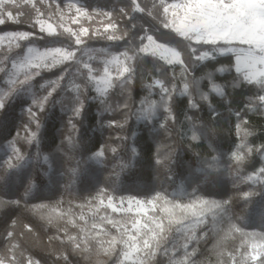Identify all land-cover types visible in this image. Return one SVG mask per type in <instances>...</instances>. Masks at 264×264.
Here are the masks:
<instances>
[{"label":"trees","instance_id":"1","mask_svg":"<svg viewBox=\"0 0 264 264\" xmlns=\"http://www.w3.org/2000/svg\"><path fill=\"white\" fill-rule=\"evenodd\" d=\"M44 1L112 13L125 34L113 50L128 54L131 72L99 100L83 59L91 55L89 66L102 74L110 44L89 37L79 46L62 31L48 36L34 9L10 7L15 21L0 25V34L29 37L0 49V260L264 264V82L246 81L233 55L198 59L193 47L203 45L160 26L156 0ZM146 30L183 65L135 54ZM30 47L77 53L10 85L13 64ZM143 86L171 93L173 118L164 126L152 117L136 129ZM259 171L263 179H250ZM182 186L184 195L177 193ZM124 199L153 201L161 222L134 263L122 261L134 219L108 206Z\"/></svg>","mask_w":264,"mask_h":264},{"label":"rangeland","instance_id":"2","mask_svg":"<svg viewBox=\"0 0 264 264\" xmlns=\"http://www.w3.org/2000/svg\"><path fill=\"white\" fill-rule=\"evenodd\" d=\"M156 1L162 6V17L158 20L160 26L195 45H203L197 48L191 46L193 51L196 50L198 59L207 60L216 55H233L235 69L246 81L264 82V0ZM24 5L35 10V22L39 30L48 36H55L62 31L71 36L79 46L89 37L99 38L110 44L108 57L102 58L103 72L100 75H95V71L89 66L91 55L86 54L83 59V54L78 58L83 59L85 67L91 70V90L99 100L106 97L114 79L131 72L128 54L116 53L113 50V44L124 40L125 34L121 32L123 28L117 24L112 13L90 12L78 2H68L61 6L44 0H0V25L15 21L10 7ZM135 9L141 11L139 5H136ZM28 37L27 33L0 34V49L4 45L17 44L19 40ZM135 46V54L155 56L171 66L183 65L180 55L172 48L157 42L149 30L139 35ZM76 53L77 51L63 48L40 50L30 47L24 57L13 64L9 84L20 83L21 79L29 76L34 69L45 72L56 70L65 62L75 60ZM143 90L145 94L140 98L136 129L144 126L152 117L155 118L157 127L164 126L173 118L169 107L171 93L164 88L160 93L145 86ZM39 143L41 147V142ZM43 159L47 161L46 155H43ZM259 178L263 179L261 171L250 177L252 180ZM186 192V187L182 186L177 193L184 195ZM108 206L114 212L132 215L133 225L123 243L122 261L124 263L139 261L152 247L157 230L161 228V222L155 215V203L124 199L116 202L110 200ZM0 264L12 263L0 260ZM28 264L37 263L29 261Z\"/></svg>","mask_w":264,"mask_h":264}]
</instances>
